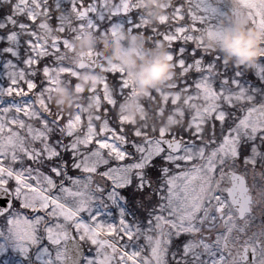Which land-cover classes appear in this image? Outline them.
Returning <instances> with one entry per match:
<instances>
[{
	"label": "snow or ice",
	"instance_id": "snow-or-ice-1",
	"mask_svg": "<svg viewBox=\"0 0 264 264\" xmlns=\"http://www.w3.org/2000/svg\"><path fill=\"white\" fill-rule=\"evenodd\" d=\"M165 9L153 20L142 0H0V264H264V99L201 38L229 11L264 31V0ZM121 32L168 48L175 78L144 103L181 126L128 119L132 74L104 48L75 56L76 39ZM245 68L264 80V53ZM65 83L85 97L76 112L50 103Z\"/></svg>",
	"mask_w": 264,
	"mask_h": 264
},
{
	"label": "clouds",
	"instance_id": "clouds-1",
	"mask_svg": "<svg viewBox=\"0 0 264 264\" xmlns=\"http://www.w3.org/2000/svg\"><path fill=\"white\" fill-rule=\"evenodd\" d=\"M168 0H142L145 10L152 13V19H157L165 12ZM232 7L238 5V0H227ZM217 35L209 37L204 34L201 38L208 52L219 54L223 60L234 66L251 67L261 54L264 53V32L250 26L245 17L226 13L218 22ZM108 44V58L122 64L130 72L142 92H151L157 88L163 89L175 78V68L167 59L169 50L166 46H148L146 40H141L140 34L121 32L118 36L105 37ZM75 56L80 51L98 48L99 41L89 39L73 42ZM95 75L101 76L102 73ZM90 85V84H89ZM81 99L74 88L71 92L66 87L54 95V106L77 111L76 102ZM129 115H137L129 111ZM139 123V121H138ZM164 126L167 125L166 118ZM175 127V126H172Z\"/></svg>",
	"mask_w": 264,
	"mask_h": 264
},
{
	"label": "trees",
	"instance_id": "trees-1",
	"mask_svg": "<svg viewBox=\"0 0 264 264\" xmlns=\"http://www.w3.org/2000/svg\"><path fill=\"white\" fill-rule=\"evenodd\" d=\"M129 34H132V33H129ZM140 37H141V40H145V38L143 37V35L140 34ZM96 40L99 41V47L98 48H104V50L106 51L107 55H108V44L105 40V38L103 39H100V38H97L96 37ZM149 46V45H148ZM151 47V46H149ZM213 55H219V54H213ZM220 56V55H219ZM222 58V56H220ZM228 63V62H227ZM229 64V63H228ZM254 69L252 68H245V67H240L239 68V71L242 73V75L238 78L239 79V82L243 85H246L247 87L245 88H248L250 90H254L257 94H256V100L258 101L259 99L261 98H264L263 97V93H264V80H261L259 77H257L252 71ZM237 71V67L234 66V65H231L229 64L228 65V71L225 72L224 74L229 78V79H233L235 78L234 77V73ZM249 78H254V79H257L259 82H260V87L257 88V89H251L252 86H254L250 79ZM173 81V80H172ZM171 81V82H172ZM249 84V85H248ZM70 92L71 90L73 89V86L67 84V86H65ZM159 89V88H158ZM157 90V89H156ZM152 92V91H151ZM150 93V92H149ZM54 95L55 94H52L51 96V99H50V103L52 105H54L55 101H54ZM178 99H179V96H178ZM147 100V97H141L140 98V102L143 104L144 106V109L146 111L145 114L143 115H139L138 112L137 115H132L133 117L130 119L132 121H134L135 123L137 124H141L143 126H147V127H156V126H160V124L163 123V120L165 118V114L163 113L161 116H157V115H154V111H155V108L152 110L149 106L153 105V104H148L147 106H145V101ZM126 99L124 101L121 102V105H120V109L119 111L122 112L121 110L124 109V103H125ZM78 102V100H77ZM76 102V103H77ZM86 101H84L83 103L80 104L79 106V109L81 107L82 104H85ZM91 100L87 101V107L85 109L86 113L90 116H94L95 115V112H94V109L96 107V104H93L91 102ZM124 102V103H123ZM155 105V104H154ZM179 107L184 110L187 108V105H179ZM63 108V107H61ZM64 109V108H63ZM69 109H71V105L69 106ZM78 109V110H79ZM73 112H76V111H73ZM127 111L125 110L124 113H126ZM123 113V112H122ZM128 118V117H127ZM139 121V123H138ZM183 124V121L182 120H177V121H174L171 125H170V128H174L172 126H175V127H179Z\"/></svg>",
	"mask_w": 264,
	"mask_h": 264
},
{
	"label": "rangeland",
	"instance_id": "rangeland-1",
	"mask_svg": "<svg viewBox=\"0 0 264 264\" xmlns=\"http://www.w3.org/2000/svg\"><path fill=\"white\" fill-rule=\"evenodd\" d=\"M239 17H245V18L247 19V17L244 16V15H239ZM247 20H248V19H247ZM255 29H256V28H255ZM256 30H258V29H256ZM259 31H260V30H259ZM261 32H264V31H261ZM81 39H89V40H91V41H93V42L96 41V37H93V36H82V37H80V38H78V39H76V40H81ZM72 47H73L74 51H76V49L74 48V44L72 45ZM91 49H92V48H89L86 52H88V51L91 50ZM252 72L257 76L255 70H253ZM257 77H258V76H257ZM99 79H100V76H97V75H96V76H94V77H87V78H85V82H86L87 84H90V85H95V83H96ZM249 79H250L251 83L254 85V86H252L251 89H257V88L260 87V82H259L257 79H254V78H249ZM169 83H171V82H169ZM169 83H168V84H169ZM168 84H167V85H168ZM240 84H241V83H240ZM167 85H166V86H167ZM248 85H249V84H248ZM62 86H63V87L67 86V83H65V84H61L59 87H57L56 91H55L53 94L58 93V92L60 91V89H61ZM166 86H165V88H166ZM241 86H243V87H247L246 85H243V84H241ZM256 87H257V88H256ZM73 88H74V87H73ZM157 89H158V88H157ZM159 89H160V88H159ZM163 89H164V88H163ZM74 90H75V93H76V94H80V96H81V99H79L78 102L76 103V108L79 109L80 104L83 103V102L85 101V97H84V95H83L82 92L77 91L75 88H74ZM139 90H140V89H139ZM140 92H141V95H140V96H138V97H131V98H128V99H126L125 103L123 102V103H124V104H123V105H124V109H122L121 111L123 112V114H124L126 117H128V119H131V118L133 117L132 115H129V114H128V112H129L130 110H131V111H134V112H138L139 115H143V114L146 113L143 104L140 102V98L145 96L144 93H149V92H142L141 90H140ZM263 94H264V93H263ZM145 97H147V96H145ZM263 97H264V95H263ZM177 99H178V95H177ZM262 99H264V98L259 99L257 102L261 101ZM91 102H92L93 104H96V102H95L94 99H92ZM91 102H90V104H91ZM149 107L153 110V109L155 108V105L153 104V105H151V106H149ZM125 110L127 111L126 113H124ZM181 110H182V109H181L180 107H178L177 111H181ZM77 111H78V110H77ZM122 112H121V113H122ZM162 114H163V112H160L159 114H155V115H157V116H161ZM165 118H166V121H167V125L164 126V123H162V124H160V126H164L166 129L170 128V125H171L174 121H177L175 115H165ZM165 118H164V120H165ZM164 120H163V122H164ZM121 207H126V208H127V211H128L129 214H130V216H131L132 214L135 213L134 209L131 208V207H127V206H125V205H121ZM112 209H115V211H113ZM99 212L102 213V215H101V219H103V220H107V221L110 222V223H115V222H117L118 219H119V212H118V210H117L116 208H108V209L100 208V209H99Z\"/></svg>",
	"mask_w": 264,
	"mask_h": 264
},
{
	"label": "water",
	"instance_id": "water-1",
	"mask_svg": "<svg viewBox=\"0 0 264 264\" xmlns=\"http://www.w3.org/2000/svg\"><path fill=\"white\" fill-rule=\"evenodd\" d=\"M81 54H85V52L84 51H80L77 56L79 57Z\"/></svg>",
	"mask_w": 264,
	"mask_h": 264
},
{
	"label": "flooded vegetation",
	"instance_id": "flooded-vegetation-1",
	"mask_svg": "<svg viewBox=\"0 0 264 264\" xmlns=\"http://www.w3.org/2000/svg\"><path fill=\"white\" fill-rule=\"evenodd\" d=\"M134 211H135V210H134ZM139 215H140V216H141V218H142L144 214H143V213H139Z\"/></svg>",
	"mask_w": 264,
	"mask_h": 264
}]
</instances>
